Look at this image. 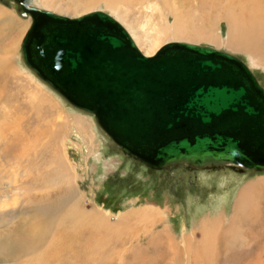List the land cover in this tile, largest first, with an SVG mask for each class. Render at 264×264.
<instances>
[{
	"label": "rangeland",
	"instance_id": "rangeland-1",
	"mask_svg": "<svg viewBox=\"0 0 264 264\" xmlns=\"http://www.w3.org/2000/svg\"><path fill=\"white\" fill-rule=\"evenodd\" d=\"M33 1L40 8L69 16L104 10L118 19L130 34L132 33L139 48L148 55L154 54L162 45L170 41L207 44L231 52L242 58L264 85V66L252 64L245 50L234 49L223 44L228 35V22L219 17L220 8H216L212 3H206V0H115L116 6H112L114 2L112 0H109L112 2L110 5H107L104 0H98L95 7L79 10L67 9L66 5H77L83 0ZM170 5L173 7L171 8ZM176 9L181 10L183 15L186 13L185 22L190 25L187 24L190 32L186 36H176L172 29ZM9 15L25 21L26 24L19 32L17 29L7 28L5 23ZM31 22L30 16H24L18 12L14 0H0V53L8 54L10 49L9 64H13L12 71H14V75L12 74L10 78L4 72H0V88L6 85L3 89L4 94L1 93L3 98L0 101V124H6L2 125L3 127L0 125V139H2L0 140V163L8 160V156H5L2 151L4 149L11 151L10 147L15 146L10 144L8 147L7 142L11 135L13 133L25 135V141L19 143L20 149H24L29 142L27 138L31 134L30 131L32 132V129L38 125L44 130L41 129V135H36L37 137L34 138L37 144L42 145L38 151L42 155L36 157L34 159L36 161L33 160L36 164L33 167L34 171L38 169L34 177L39 173H45L47 177L46 179L35 178L36 183H34L32 176L24 177L22 167L17 169L18 171L15 170V175L8 173L9 165L6 163L7 172L0 170L2 184L0 204L6 200L10 205L8 208L17 210L34 199L67 196L68 205L62 208V214L68 213L73 207L84 212H92L94 217L101 216L103 221L98 222L93 219L96 221L94 224L98 222L104 229L103 232L101 231L104 236L99 244L102 255L95 264H193L196 259L195 245L188 244L190 236H192V242L197 243L195 241L202 237L201 228L208 227L211 223L217 224V230L218 228L224 230L233 224L241 231L240 233L245 234V240L241 237L243 247L240 246L241 242L233 245L231 242V247L245 248L246 244L248 247L239 249L238 252L232 248L225 249L222 242L215 248L216 251L210 253L211 255L203 251V254L209 255L206 256L209 264L211 262V264H264V239L261 242L256 241L257 243L251 239L246 240V236H251L249 223L252 222V225L256 226V215L259 214L257 211L264 203V170H236L230 167L189 170L185 165L156 170L128 156L98 126L93 114L70 104L25 65L21 53V42ZM205 26L206 28H203ZM208 30L210 32L206 33L205 31ZM211 33H217L220 36V44L207 40ZM155 41L158 42L156 47ZM2 76L5 78L3 79ZM16 80L25 83L23 90L15 91V86L8 90V84L12 85ZM38 93L48 98V104L53 103L55 108L49 110V106L43 107L41 118L34 120L35 109L27 108L26 104L31 103L32 106L33 97L35 95L37 97ZM7 120H18L19 123L8 131ZM32 124L35 126L31 127ZM4 135L7 138H4ZM24 179L26 181L21 185ZM4 190L7 191V196L2 193ZM22 221H24L23 218H18L15 222ZM95 226L92 225V228L96 229ZM165 228L172 239L170 236H164L162 241L156 237V234ZM100 229L97 230L100 231ZM88 230L86 239L89 245L95 248V245L97 247L99 243L96 239L98 237L92 234L90 229ZM59 239L61 240L62 237ZM46 250L47 244L41 246L37 253ZM75 252L79 255L83 254L80 247H75L71 252L68 251L70 255ZM37 260V254L34 252L26 256L20 255L14 261L0 262V264H35Z\"/></svg>",
	"mask_w": 264,
	"mask_h": 264
},
{
	"label": "water",
	"instance_id": "water-1",
	"mask_svg": "<svg viewBox=\"0 0 264 264\" xmlns=\"http://www.w3.org/2000/svg\"><path fill=\"white\" fill-rule=\"evenodd\" d=\"M14 1L32 19L25 65L122 152L156 170H264V85L238 55L187 41L148 55L104 10L69 16Z\"/></svg>",
	"mask_w": 264,
	"mask_h": 264
},
{
	"label": "bare ground",
	"instance_id": "bare-ground-1",
	"mask_svg": "<svg viewBox=\"0 0 264 264\" xmlns=\"http://www.w3.org/2000/svg\"><path fill=\"white\" fill-rule=\"evenodd\" d=\"M104 1L107 5H110L111 1L110 2H109V0H104ZM112 1H114L112 6H116L115 0H112ZM97 2H98V0H83L77 5L69 4V5H66V7H67V9L73 8L74 10L75 9L79 10L80 8H82V9L92 8V7L96 6ZM116 2L118 3V1H116ZM206 3H208V4L212 3L216 8L219 7L220 8L219 13H218V14H220L219 17H221V19H225L228 22V27H229L228 35H227L226 42H224L223 44H225L228 47L234 48V49L245 50L247 53V56L250 58L252 64H254V65L260 64V65L264 66V0H206ZM118 4H120V3H118ZM172 5H170L171 8L174 6V5L173 6ZM178 10L176 9V11H175V19H174V23H172L173 24L172 29L174 30V34H177L176 36H182V35L186 36L190 32L189 27H188L189 24H188V22L187 23L185 22V18H184V15H186V13L183 15L180 12L181 10L180 11H178ZM116 11H118V9H116ZM166 12H167V10H166ZM173 15H174V13H173ZM170 16H172V15H170ZM162 21H163V19H162ZM5 24H6L8 29H17V32H19V30H21L22 27L26 23H25V21H22L21 19L18 20L15 17H13L12 15H9ZM142 27H144V26H142ZM203 28H206V26ZM154 29H156V28H154ZM205 32L208 33L210 31L208 30ZM163 34H164V32H163ZM204 36H205V34H204ZM206 37H207V35H206ZM201 39H204V38L201 37ZM207 40L220 44L219 43L220 42V36L217 33L209 34ZM155 43H156L155 44V47H156L158 42L155 41ZM153 44H154V42H153ZM9 50L10 49H8V54L4 53V52H2L3 54L0 53V72H4L6 75H8V78H10V76L12 74L14 75V73H13L14 71H12V65L13 64H9L10 59H11V56H9V52H10ZM20 73H18V74H20ZM2 78L4 79L5 77L2 76ZM16 81H14L12 85L8 84V90L12 86H15L14 87L15 91L18 90V92H19V91L23 90L25 83L22 82L21 80L17 81V82ZM4 87H6V85H4ZM4 87L0 88L1 89L0 101H2V98H3V97H1V93L4 94V90H3ZM6 90H7V88H6ZM33 99H34V101H33L34 104H32V106H31L30 105L31 103L30 104L27 103L26 107L27 108L29 107L30 109L31 108L35 109L34 111H35L36 117H34L35 118L34 120H39L41 118L43 107L49 106L48 107L49 110H54V108H55L53 103L52 104L50 103L51 105L48 104V100H47L48 98H46L43 95L39 94V95H37V97L35 95L33 97ZM18 112H20V111H18ZM6 113H9V112H6ZM17 115H19V114H17ZM7 116H8V114H7ZM11 117L12 116H10V118ZM14 118H12V119H14ZM6 119H8V118L6 117ZM7 121H8V127H7L8 131L19 123V122H17L18 120L17 121L7 120ZM48 121H47V123H48ZM44 123H46V122H44ZM4 124L5 123H2V125H4ZM33 126H35V125L32 124L31 127H33ZM18 127H19V125H18ZM41 129L42 128H40L38 125H36L32 129L33 133L30 131L31 134L27 138V139H29V142H27V146L24 149H20L21 144L19 145V143H22L23 141H25V139H26L25 135H21L18 133H13L11 135L9 141L7 142L8 147L10 144H14L15 146L10 147V149H12L11 151L8 149H4L2 151L5 156H8V160L4 161L5 163L4 162L0 163V165H1L0 170L1 171L6 170V172H7L8 165H9L8 173H10V174L13 173V175H15L14 174L15 170H17V169L19 170L22 167L24 177L32 176L34 183H36L35 178L43 177L44 179H46L47 176L45 173H39L38 176L34 177V173L38 169L34 171V168H33L36 165L33 162V160L36 157H39L42 155L40 152H38L39 147H41L42 145L40 146V143L37 144L34 141V138L41 135ZM43 130L44 129H42V131ZM22 131L25 132L24 130H22ZM4 138H7L6 135H4ZM0 140H2V139H0ZM32 152H34V153L32 154ZM41 152H42V148H41ZM34 161H36V160H34ZM6 163H8V165ZM38 164H39V162L37 163V165ZM41 169H42V167H41ZM16 175H17V173H16ZM55 177H56V175H55ZM1 178H3V177H1ZM15 181H17V180H15ZM25 181H26L25 179L22 180L21 185H23L25 183ZM19 182H20V180H19ZM0 186H2L1 183H0ZM2 193L5 196L8 195L6 190L2 191ZM0 195L2 196L1 193H0ZM67 199H68L67 196L55 197L53 199H51L49 197H47V198L43 197V198H40V200L34 199L33 201H29L28 203L26 202L27 205H22L17 210L14 208L12 209V207H11V209L8 208L9 204L6 200L4 203L0 204V209H1V212H0V262L6 261V263H7L10 261H14L20 255L26 256V255H30V254L35 252L37 254V257H38V260L35 262V264H89L91 262H92V264L93 263L95 264V261L97 259H99V257L102 255V252L100 251L99 244L101 243V241L103 239L102 237L104 235L102 232L104 229H102V226L100 224H98V222L103 221V219L101 216H98V215H96L97 217H94L95 215H93L92 212H84L83 210H80V209L77 210V209H74L73 207L68 213L62 214V208H64L66 205H68L67 202L69 200H67ZM263 202H264V199H263ZM259 208L260 209L257 211L259 214H257V215L255 214L256 215V226L252 225L253 224L252 222L249 223V227H248V225H245L251 231L249 233V234H251V236L250 237L246 236V240L251 239L255 243H257L256 241L261 242V241H263L262 239H264V203ZM25 215H27V217H23ZM18 218H23L24 221H22L21 223L15 222ZM93 219L98 220V222L96 224H94L96 221ZM242 219H243V217H242ZM239 220L240 219H238V221ZM243 220L245 221V218ZM248 221H246V222H248ZM240 223L242 224V222H240ZM122 224L123 223H121V225ZM92 225H96L95 226L96 229L95 228L93 229ZM242 227H244V226H242ZM99 228H101L100 231L97 230ZM88 229H90V232H92V234L94 233L96 235V237H98V238H96L97 242H99L97 245V247L99 246L98 248L96 247V245H95V248L91 247V245H89V243L86 239V237H87L86 233L89 232ZM94 230H97V231H94ZM240 232L241 231L236 229L233 224H230L224 230L221 228H218V230H217V224H215V223L214 224L211 223V225H209L208 227L207 226L204 228L202 227L201 228V233H202L201 236L202 237L199 238V240L197 239L195 241L197 243L192 242V240H191L192 236H190V239L188 242V244H190L191 246L193 244L195 245V247H194L195 248V250H194L195 255L194 256H196V259H194L193 264H209V261L208 262L206 261V256L208 257L209 255L203 254V251L207 252V254H210L215 250V248L218 246V244H220L222 242L224 243L223 245H225V247H224L225 249L226 248L227 249L232 248V249H234V251H238V252H239V249H245L246 247H248V244H246V247L242 248L243 247V245H242L243 240L241 242V239L243 238L245 240V234L240 233ZM164 233H165V235H164ZM164 236H166V237L170 236V238L172 239V236L170 235L167 228H165V230L159 231L156 234V237L162 239V241H164L163 240ZM61 237H62V239H61L62 241L59 239ZM237 242H241L240 246L242 245V247H240V246H239V248L231 247V245L236 244ZM230 243H231V245H230ZM45 244H47V250L45 252H42V253H37V250ZM249 245H251L250 242H249ZM228 246H230V247L228 248ZM244 246H245V244H244ZM75 247H80L83 251V254L79 255V254H76V252H75V253H71V255H70L68 253V251L70 250V252H71L72 249H74ZM237 247H238V245H237ZM224 252H226V251H224ZM255 253H254V255H255ZM65 254H68V255H65ZM220 254H221V252H220ZM257 255H258V253H257ZM231 257H233V256H231ZM215 258H216V255H215ZM219 258H218V260H220ZM75 260H77V262H75Z\"/></svg>",
	"mask_w": 264,
	"mask_h": 264
}]
</instances>
